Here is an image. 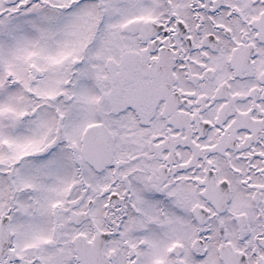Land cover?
Segmentation results:
<instances>
[{"label": "snow or ice", "instance_id": "6c2138e0", "mask_svg": "<svg viewBox=\"0 0 264 264\" xmlns=\"http://www.w3.org/2000/svg\"><path fill=\"white\" fill-rule=\"evenodd\" d=\"M0 264H264V0H0Z\"/></svg>", "mask_w": 264, "mask_h": 264}]
</instances>
